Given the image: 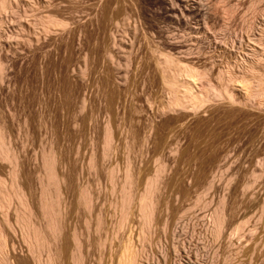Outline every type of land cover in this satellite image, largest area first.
<instances>
[{"label":"rangeland","instance_id":"1","mask_svg":"<svg viewBox=\"0 0 264 264\" xmlns=\"http://www.w3.org/2000/svg\"><path fill=\"white\" fill-rule=\"evenodd\" d=\"M0 136L5 264H264V0H0Z\"/></svg>","mask_w":264,"mask_h":264},{"label":"bare ground","instance_id":"2","mask_svg":"<svg viewBox=\"0 0 264 264\" xmlns=\"http://www.w3.org/2000/svg\"><path fill=\"white\" fill-rule=\"evenodd\" d=\"M45 20V19H44ZM46 22L50 23V24H62L63 22L62 21H59L55 18H52V17H48L46 18L45 20ZM45 23V22H44ZM47 23V24H48ZM46 24V23H45ZM166 62H168V64H173V63H179V65L182 67L181 68V71H178L177 73L179 75L182 76V78L178 79L180 76H178L177 79H175L174 81L173 80H169V84L171 86V88H174V91L175 93L171 91V93L174 96V98L172 99L170 97V94H169V97L172 99L170 100L169 102V105L171 107V109H175V108H185V109H191V110H197L199 109L203 104H205L206 102V99H205V95H203L202 93V90L200 89V86L198 84V79H199V76L200 74L198 73V70L196 69V67H193L191 65H189L188 63L184 62V61H181L178 59V62H175V59L174 57H171L169 55L166 56ZM176 74V75H178ZM175 76V75H174ZM176 77V76H175ZM239 81V80H238ZM241 81V80H240ZM226 94L228 95L229 98L233 99L234 98V91L233 90H230L228 88H225L224 89ZM212 92L214 93V95L216 96H221L222 95V92L216 88V87H212ZM180 93V94H179ZM171 94V96H172ZM169 101V100H168ZM110 138V137H109ZM3 138H1L0 136V146H3ZM3 150H4V153L7 154L8 151H6L3 147ZM3 153V152H2ZM51 172V170H50ZM53 175V174H52ZM49 177V176H48ZM52 179H53V176H52ZM51 179V181H52ZM150 180V179H149ZM154 182V181H153ZM152 180L151 182L149 183L148 182V186H147V189H146V192L142 195V197L140 198V208L142 210V214H144V216L146 218H149L150 217V213H151V210H152V197H151V191H152ZM18 193V192H17ZM129 193V192H128ZM44 194V193H43ZM21 195V194H20ZM83 195V194H82ZM5 196V195H4ZM46 195H44L45 197ZM43 197V196H42ZM6 198V197H5ZM46 198V197H45ZM129 196L128 194H126V191H125V195L123 197V204L129 200L128 199ZM51 199V198H50ZM87 199V198H86ZM21 200V199H20ZM7 201V200H6ZM52 201V200H51ZM130 201V200H129ZM45 203V207L49 208L52 206V203L50 202V200H48V198L46 199V202ZM128 203V202H127ZM43 207V205H42ZM123 207V206H122ZM46 209V208H45ZM47 211V210H46ZM52 211V209H51ZM50 211V212H51ZM45 212V211H44ZM50 212H48L50 214ZM125 212V211H124ZM46 214V213H45ZM48 214V215H49ZM52 215V214H51ZM49 215L50 218H48L50 220V224L49 226L51 225L53 227L54 223H53V218L52 216ZM124 216V215H123ZM213 219H214V223L213 224H217V226L221 225L224 223V214L223 212L220 210V209H215L214 212H213ZM56 221V220H55ZM237 224H241V221L240 222H237ZM26 226H30V224H25ZM24 225V226H25ZM28 226V227H29ZM55 226V225H54ZM34 227V226H32ZM35 228V227H34ZM219 228V227H218ZM24 229V236L26 238V240L28 241L29 243V247H30V251L32 253L35 254V252L37 253L38 250L35 249V244L34 242H31L29 241L30 239V235L28 233V231L26 230V227L23 228ZM34 229H32L33 231ZM37 230V229H36ZM35 231V230H34ZM55 232V230H54ZM33 234H35V238L36 240H38V230L35 231V233L33 232ZM3 233H1L0 231V262L1 264H5L7 261H6V257H5V240H4V237H3ZM39 242V241H38ZM41 243V242H40ZM39 244V243H38ZM35 245V246H34ZM5 247V248H4ZM40 249V248H39ZM8 253V252H7ZM39 253V252H38ZM49 253V252H48ZM50 255V254H49ZM126 257V256H125ZM124 257V258H125ZM130 258L127 257V259H124V261L122 262H125L124 264H131L132 262V259H131V255L129 256ZM49 259V264H52V258L49 256L48 257Z\"/></svg>","mask_w":264,"mask_h":264}]
</instances>
